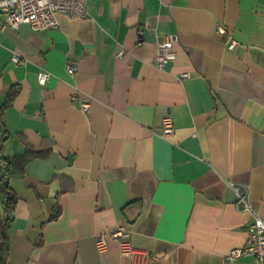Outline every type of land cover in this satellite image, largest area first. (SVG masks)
<instances>
[{
	"label": "crops",
	"instance_id": "crops-1",
	"mask_svg": "<svg viewBox=\"0 0 264 264\" xmlns=\"http://www.w3.org/2000/svg\"><path fill=\"white\" fill-rule=\"evenodd\" d=\"M87 11L48 31L0 32V158L36 153L9 180L6 264H120L117 242L96 245L117 226L155 264H257L226 255L252 220L234 186L264 220V0H88ZM171 36L177 59L159 69ZM4 203L0 191V236Z\"/></svg>",
	"mask_w": 264,
	"mask_h": 264
},
{
	"label": "built area",
	"instance_id": "built-area-1",
	"mask_svg": "<svg viewBox=\"0 0 264 264\" xmlns=\"http://www.w3.org/2000/svg\"><path fill=\"white\" fill-rule=\"evenodd\" d=\"M88 0H0V32L7 28L19 29L22 25L28 24L34 31L43 32L59 26L58 16L65 14L73 19H84L88 15ZM217 32L225 36L226 47L234 50L239 42L227 30L224 24H219ZM175 37H168L163 43L158 45L157 54L154 60L159 69L173 63L177 59V52L174 49ZM124 52L118 53L117 57L122 58ZM14 62H18L17 56L13 57ZM66 72L74 77L78 68L74 63H68ZM52 74L43 69L38 74L40 86H46ZM189 74H183L181 79L188 78ZM78 99L77 93L73 96ZM82 109L88 113L91 109L89 100L80 101ZM163 138H170L175 134V125L170 116H166L162 122ZM7 161L0 158L1 170L6 168ZM237 194L236 206L239 210L251 215L252 220L248 227L247 243L243 247L235 248L226 255V260L235 262L244 257H254L257 264H264V220L259 211L252 204L247 189L234 186ZM131 230L117 226L110 229L103 235L97 237L96 245L99 252H106L109 242L118 243L121 256L120 264H155L151 262L150 252L141 247L134 246L131 240Z\"/></svg>",
	"mask_w": 264,
	"mask_h": 264
},
{
	"label": "trees",
	"instance_id": "trees-1",
	"mask_svg": "<svg viewBox=\"0 0 264 264\" xmlns=\"http://www.w3.org/2000/svg\"><path fill=\"white\" fill-rule=\"evenodd\" d=\"M9 137L5 135L2 139L1 151H3ZM36 157V153L27 151L15 158L7 160L6 168L0 170V191L5 195V223L1 228L0 238V258L2 264H6L9 255V236L14 223V210L18 198L10 187L9 180L12 176L22 175L27 163Z\"/></svg>",
	"mask_w": 264,
	"mask_h": 264
}]
</instances>
